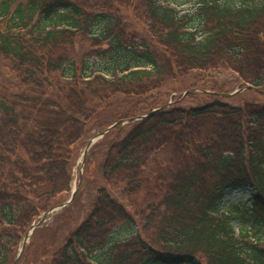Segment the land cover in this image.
<instances>
[{"label":"trees","instance_id":"trees-1","mask_svg":"<svg viewBox=\"0 0 264 264\" xmlns=\"http://www.w3.org/2000/svg\"><path fill=\"white\" fill-rule=\"evenodd\" d=\"M78 43L89 51L76 60ZM0 58V264L66 202L88 133L118 122L85 157L83 182H99L90 211L62 239L52 228L41 264H264V103L211 91L136 120L158 108L150 93L193 71L264 92V0H1ZM239 190L249 199L223 210ZM71 206L56 219L70 225ZM123 226L130 236L113 241Z\"/></svg>","mask_w":264,"mask_h":264},{"label":"rangeland","instance_id":"rangeland-1","mask_svg":"<svg viewBox=\"0 0 264 264\" xmlns=\"http://www.w3.org/2000/svg\"><path fill=\"white\" fill-rule=\"evenodd\" d=\"M169 3H175L178 4L180 9H191L193 5L194 0H167ZM1 2V0H0ZM131 12L127 10V14ZM88 45L86 44H76L75 47L69 48V52L75 55V59H79V56H82L86 52H88ZM105 59H93L90 58L89 62H87V65L94 67V64L100 65L101 64H109L110 63V56L104 57ZM6 61L2 60L0 58V79L3 78V72H6ZM243 87L242 82L238 78L236 74L230 71H193L188 73L186 76L179 77L175 81H170L166 83L162 88L153 91L149 94V96L154 100L155 107H159L161 105H165L168 103H174L178 102V104L181 107L189 108L194 107L197 105H201L202 103L206 102L207 100L213 98L210 97L211 95H206L205 93H211L213 91L214 93L218 92V94H230L236 90L242 89ZM190 91L186 96L183 97L184 93ZM225 102L229 103L231 106H238V105H244L247 102H256V103H264V96H261L255 92H242L240 94H236L235 96L229 97L227 99H224ZM97 129L91 130L88 135L86 136V143L83 144L79 150H78V158H77V164L79 165L75 167L73 171V179H72V187L71 192L74 189V187L77 185V182L79 185L76 186L78 188L76 190L75 196L72 200V206L67 214L70 220V225L67 224V220H57L56 218L59 217L62 212L61 210L58 211V216L53 214L50 218L46 220V222L43 223V225L39 228L41 230L36 234L33 239L31 237V240L36 241L33 242L34 245H32L30 237L28 239V245H32L30 251L28 254L25 255V257L22 259L21 264H41L45 259L49 258V255L52 253V249L49 250L48 245L52 241L51 240V233L53 231L52 228H55L58 230L60 239L65 237L67 233L68 228H74L78 226V224L84 219V217L88 214L90 211L91 204L95 198L96 195V185L99 184L95 180V176L91 179H85L83 182V174L80 175V172L84 170V166L80 167V161L82 159V153L87 145L88 141L92 138H94L97 134H100L101 132H97ZM103 132V131H102ZM107 134V133H106ZM105 134V135H106ZM95 135V136H94ZM102 139V138H101ZM160 161L165 160V156L159 157ZM156 161L150 162L148 168H146V171L148 173H151L153 170L156 169ZM155 168V169H154ZM71 192L68 195L62 196L59 200L65 199L68 200ZM251 191L250 190H239L235 192L228 191L226 193L225 198L223 199V202L221 203V208L223 210H230V212H234V205H239L240 203H244L247 201L250 197ZM144 193H141L140 195H137L136 198L138 199H145ZM127 205V204H126ZM128 209L129 207L126 206ZM62 215V214H61ZM241 216V215H239ZM240 217L239 220L236 222V225H240ZM38 228V229H39ZM128 232L126 231V227H120L116 230V232L113 234V241H120L122 239L128 238L130 235H128ZM21 240H18V244L15 246L14 253H13V259L15 260L19 248L21 247L23 241H24V235L20 236ZM60 242V240H58ZM48 248V249H47ZM24 254V253H23ZM22 254V256H23Z\"/></svg>","mask_w":264,"mask_h":264},{"label":"water","instance_id":"water-1","mask_svg":"<svg viewBox=\"0 0 264 264\" xmlns=\"http://www.w3.org/2000/svg\"><path fill=\"white\" fill-rule=\"evenodd\" d=\"M245 90H253V91L257 92L258 94L264 95V92H262V91H260V90H257V89H254V88L251 87V86H246V87H244V88H242V89H239V90L235 91V92L232 93V94H227V96H231V95H234V94H237V93H241V92H243V91H245ZM187 93H189V91L185 92L184 96H185ZM170 104H171V103H169V104H167V105H165V106H161V107H159V108H156V109L152 110L149 114L142 115L141 117L137 118L136 120L144 119V118L148 117L149 115H151V114H153V113H155V112H157V111H159V110H161V109H164L165 107H167V106L170 105ZM125 123H126V122H118V123H115V124L109 126L105 131L101 132L100 134H97L94 138H92V139L88 142L87 146L85 147V149H84V151H83V156H85L87 150L89 149V147L92 146L93 143H95L98 139L102 138V137H103L107 132H109L113 127H115V126L118 125V124H125ZM83 162H84V158H83V160H82V163H83ZM75 193H76V189L73 190V192H72V196H71V199H70L67 203L62 204V205H59V206H57V207H53V208H51L49 211H47V212L41 217L40 221H39L37 224H34V225L31 226L30 230H29V231L25 234V236H24V241H23V244H22V247H21L20 253H19V255L17 256L16 260H15L12 264H17V263H18V261H19V259H20V257H21V254H22V252H23V250H24V247H25V245H26V243H27V241H28V239H29V236L31 235L32 231L35 230L36 228H38L39 226H41L44 222H46L47 218H48L52 213L56 212V211L59 210V209L64 208L67 204H69V203L73 200V198H74V196H75Z\"/></svg>","mask_w":264,"mask_h":264}]
</instances>
